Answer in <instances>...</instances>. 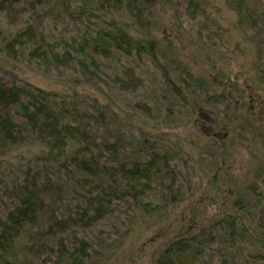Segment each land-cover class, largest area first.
<instances>
[{
    "label": "trees",
    "instance_id": "trees-1",
    "mask_svg": "<svg viewBox=\"0 0 264 264\" xmlns=\"http://www.w3.org/2000/svg\"><path fill=\"white\" fill-rule=\"evenodd\" d=\"M152 2L0 0V168L18 166L9 177L0 172V264H101L107 248H96L92 230L122 224L113 222L121 214L129 226L149 198H177L172 154L122 128L116 99L103 91L108 85L124 97L139 89L128 81L137 64L157 68L158 44L147 23ZM12 62L62 77L64 91L25 81ZM166 74L161 96L186 102L191 72L176 67ZM141 103L147 114L150 104ZM240 204L235 214L215 218L209 232L173 242L156 264H184L187 254L194 262L185 264H196L211 246L217 249L206 264L234 262V249L252 236Z\"/></svg>",
    "mask_w": 264,
    "mask_h": 264
},
{
    "label": "rangeland",
    "instance_id": "rangeland-1",
    "mask_svg": "<svg viewBox=\"0 0 264 264\" xmlns=\"http://www.w3.org/2000/svg\"><path fill=\"white\" fill-rule=\"evenodd\" d=\"M147 8L148 32L158 44L157 68L155 63L137 64L128 81L139 89L124 97L108 85L103 91L116 99L122 128L163 144L172 154L178 196L164 202L153 192L157 197L131 213L129 226L128 216L121 214L113 222L122 224L92 230L96 248H107L101 264H156L173 242L198 235L215 218L235 214V203L242 200L240 210H245L252 236L234 249L231 264H264V69L258 68L264 64V0H153ZM12 64L25 81L64 91L62 77L23 62ZM176 67L192 74L186 102L161 96L163 74ZM141 102L150 104L147 114L141 113ZM192 107L197 112L192 114ZM17 167L6 164L0 172L9 177ZM213 247L196 264L210 263ZM193 257L181 259L185 264Z\"/></svg>",
    "mask_w": 264,
    "mask_h": 264
}]
</instances>
